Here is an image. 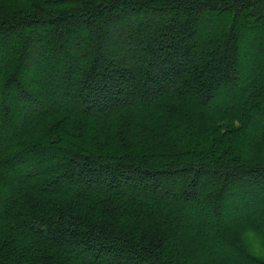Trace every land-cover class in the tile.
Instances as JSON below:
<instances>
[{"label": "trees", "instance_id": "obj_1", "mask_svg": "<svg viewBox=\"0 0 264 264\" xmlns=\"http://www.w3.org/2000/svg\"><path fill=\"white\" fill-rule=\"evenodd\" d=\"M264 0H0V264H264Z\"/></svg>", "mask_w": 264, "mask_h": 264}, {"label": "rangeland", "instance_id": "obj_2", "mask_svg": "<svg viewBox=\"0 0 264 264\" xmlns=\"http://www.w3.org/2000/svg\"><path fill=\"white\" fill-rule=\"evenodd\" d=\"M251 245H252V249L254 250L252 252H254L256 255L261 256L262 258H264V248H262L260 246L258 241L252 239Z\"/></svg>", "mask_w": 264, "mask_h": 264}]
</instances>
